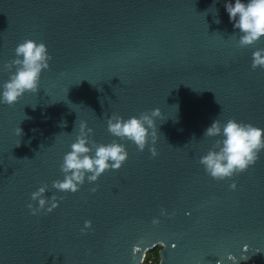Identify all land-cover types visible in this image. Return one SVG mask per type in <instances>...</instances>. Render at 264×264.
Returning <instances> with one entry per match:
<instances>
[{"label": "water", "instance_id": "obj_1", "mask_svg": "<svg viewBox=\"0 0 264 264\" xmlns=\"http://www.w3.org/2000/svg\"><path fill=\"white\" fill-rule=\"evenodd\" d=\"M225 2L0 0V85L25 39L52 57L35 93L0 104V264H140L157 244L158 264H264V150L222 181L198 163L220 138L203 135L214 120L264 129V68H251L264 37L240 47ZM156 108L157 140L142 152L107 131L113 113ZM81 121L128 157L62 192L52 183ZM44 185L58 206L33 215Z\"/></svg>", "mask_w": 264, "mask_h": 264}, {"label": "clouds", "instance_id": "obj_2", "mask_svg": "<svg viewBox=\"0 0 264 264\" xmlns=\"http://www.w3.org/2000/svg\"><path fill=\"white\" fill-rule=\"evenodd\" d=\"M212 8L215 10L214 16H218L215 4ZM224 8L233 28L239 31L240 47L251 46L264 37V0H234V3L226 0ZM214 22L219 24L221 21L217 18ZM51 59L44 43H37L32 39L19 43L15 48V58L4 64L9 77L0 85V104L11 106L24 93H35L41 73L49 69ZM257 67L264 68V48L252 52L251 68L255 70ZM160 115L159 108L151 110L150 114L142 112L138 117L132 116L128 119L113 113L107 119V131L120 140L131 141L137 150L142 152L148 144L149 136L153 145L157 140L154 118ZM92 131L84 121L79 123L75 142L70 145V151L63 156L60 165L63 180L53 181L54 189L75 193L84 183L86 176L89 182H94L106 170H118L126 161L128 153L123 144L115 140L108 144H97L90 139ZM21 132L17 127L16 134L19 136ZM203 135L210 138L220 137L215 140L207 154L198 160L206 174L217 181L246 171L257 162L259 153L264 150V129L235 119H228L223 124L216 119ZM149 151L152 157L157 155L155 147H150ZM229 187L234 190L236 184L233 182ZM46 189L47 185H44L31 194V199L38 201L37 208H33L32 204L28 205L33 215L45 209L46 203L51 205L46 209L47 212L58 206L56 196L53 195L51 200L43 198ZM91 191L95 192L96 188ZM153 223L157 221L154 220ZM90 226L91 222L85 221V228ZM229 259L234 261L231 256Z\"/></svg>", "mask_w": 264, "mask_h": 264}, {"label": "built area", "instance_id": "obj_3", "mask_svg": "<svg viewBox=\"0 0 264 264\" xmlns=\"http://www.w3.org/2000/svg\"><path fill=\"white\" fill-rule=\"evenodd\" d=\"M140 264H157V263L155 261L154 256H151L148 253H145V255H144L143 259L141 260Z\"/></svg>", "mask_w": 264, "mask_h": 264}, {"label": "trees", "instance_id": "obj_4", "mask_svg": "<svg viewBox=\"0 0 264 264\" xmlns=\"http://www.w3.org/2000/svg\"><path fill=\"white\" fill-rule=\"evenodd\" d=\"M159 248H160V247L155 246V247H153V248L151 249V253L154 254V258H155V261H156L157 264H158V262H159Z\"/></svg>", "mask_w": 264, "mask_h": 264}, {"label": "rangeland", "instance_id": "obj_5", "mask_svg": "<svg viewBox=\"0 0 264 264\" xmlns=\"http://www.w3.org/2000/svg\"><path fill=\"white\" fill-rule=\"evenodd\" d=\"M156 246L160 247V244H157ZM149 255L154 256L153 253H151V249L147 252Z\"/></svg>", "mask_w": 264, "mask_h": 264}]
</instances>
